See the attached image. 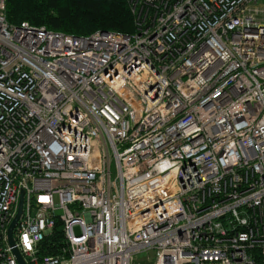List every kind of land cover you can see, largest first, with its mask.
I'll return each mask as SVG.
<instances>
[{
    "label": "built area",
    "instance_id": "2783aa9c",
    "mask_svg": "<svg viewBox=\"0 0 264 264\" xmlns=\"http://www.w3.org/2000/svg\"><path fill=\"white\" fill-rule=\"evenodd\" d=\"M4 1L0 264H264V0H128L132 34L87 37Z\"/></svg>",
    "mask_w": 264,
    "mask_h": 264
},
{
    "label": "trees",
    "instance_id": "16d2710c",
    "mask_svg": "<svg viewBox=\"0 0 264 264\" xmlns=\"http://www.w3.org/2000/svg\"><path fill=\"white\" fill-rule=\"evenodd\" d=\"M4 4L6 21L13 26L27 22L76 37L97 31L125 35L134 32L128 0H5ZM53 233L42 243L43 255L58 254V242L62 239L60 221Z\"/></svg>",
    "mask_w": 264,
    "mask_h": 264
},
{
    "label": "water",
    "instance_id": "95a60500",
    "mask_svg": "<svg viewBox=\"0 0 264 264\" xmlns=\"http://www.w3.org/2000/svg\"><path fill=\"white\" fill-rule=\"evenodd\" d=\"M22 196H23V193L20 194L17 213H16L12 223L10 224V226L8 228V240H9L10 245H13V240H12L13 228L16 225L17 221L19 220L21 212H22ZM13 254L16 257L19 264H24L22 256L20 255V253L16 249H13Z\"/></svg>",
    "mask_w": 264,
    "mask_h": 264
},
{
    "label": "rangeland",
    "instance_id": "374dc122",
    "mask_svg": "<svg viewBox=\"0 0 264 264\" xmlns=\"http://www.w3.org/2000/svg\"><path fill=\"white\" fill-rule=\"evenodd\" d=\"M61 211L57 210L56 215H60ZM133 264H153V254L151 252L142 253L135 257Z\"/></svg>",
    "mask_w": 264,
    "mask_h": 264
}]
</instances>
